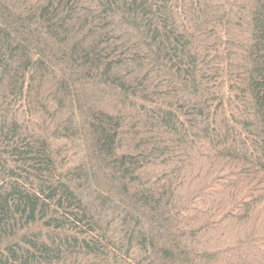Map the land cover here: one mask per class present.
<instances>
[{
    "label": "trees",
    "instance_id": "trees-1",
    "mask_svg": "<svg viewBox=\"0 0 264 264\" xmlns=\"http://www.w3.org/2000/svg\"><path fill=\"white\" fill-rule=\"evenodd\" d=\"M0 264H264V0H0Z\"/></svg>",
    "mask_w": 264,
    "mask_h": 264
}]
</instances>
